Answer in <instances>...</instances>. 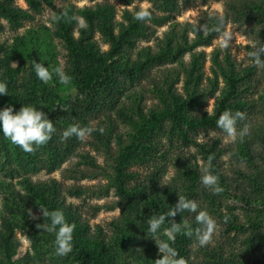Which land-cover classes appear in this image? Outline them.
I'll use <instances>...</instances> for the list:
<instances>
[{"label": "rangeland", "instance_id": "rangeland-1", "mask_svg": "<svg viewBox=\"0 0 264 264\" xmlns=\"http://www.w3.org/2000/svg\"><path fill=\"white\" fill-rule=\"evenodd\" d=\"M16 3L28 7L25 0ZM55 4L82 18L85 8L113 5L116 33L122 24L136 20V12L147 10L150 21L136 20L139 32L130 36L122 52L131 59L144 52L166 54L141 69L112 68L104 85L90 94L94 97L90 101L89 96L75 93L74 62L58 24L50 20L55 14L53 9L45 5L17 26L1 19L0 82L7 83V69L17 66L21 69L17 88L25 93L23 84L32 75L31 55L35 54L40 63H50V71L62 67L72 77L62 96L65 115L73 124L104 131L110 127L112 135L108 149L99 138L100 132L94 131L84 141L75 136L69 138L62 151L50 149L47 143L29 154L0 131V239L11 227V240L18 248L17 260L11 262L0 244V264H79L74 250L68 256H56L54 234L36 227L49 222L40 210L47 207L30 191L28 182L44 183L55 190L66 213L85 226L86 237L110 244L111 264H154L160 258L147 220L166 212L167 205L174 206L178 195L198 201L217 221L210 246L200 247L195 237L186 236L188 264H264V70L254 67L248 57L253 44L264 45V0H55ZM223 14L227 16L225 26L210 43H204L206 34L198 30L199 26ZM79 28H75L76 37L80 35ZM225 34L230 37L227 48L222 47ZM90 41L99 53L109 49V42L100 31H95ZM196 56L201 64L202 98L188 113H213L223 98L241 100L240 111L245 113V120L238 121L237 129L247 124L250 135L233 142L217 126L178 128L170 119L164 120L161 128L150 135L148 159L129 167V186L136 189L137 205L136 212L129 211V216L140 233L134 251L121 252L115 241V222L122 221L126 204L114 183V158L120 144L129 140L138 109L144 113L160 109V89L167 91L170 87L183 93L187 69ZM230 71L241 80L228 95ZM55 76L49 84L54 85ZM9 95L10 92L0 95V108L6 107ZM23 105L44 112V107L38 108L32 99L25 98ZM245 141L252 162L237 155ZM209 147L216 154L221 174L219 183L224 190L219 195L200 181L202 168L208 163ZM29 209L35 219L29 216ZM175 219L198 227L193 213L178 214ZM163 227H168L167 222ZM162 232L163 229L160 238L167 239Z\"/></svg>", "mask_w": 264, "mask_h": 264}, {"label": "trees", "instance_id": "trees-1", "mask_svg": "<svg viewBox=\"0 0 264 264\" xmlns=\"http://www.w3.org/2000/svg\"><path fill=\"white\" fill-rule=\"evenodd\" d=\"M28 7L23 8L16 3V0H0V27H2L1 19H6L14 26L19 25L22 20L32 18L35 12H39L46 5L53 9L55 14H59L62 10L58 9L55 0H25ZM207 1V0H203ZM70 15L74 12L67 9ZM84 19L87 22L86 28H79L80 35L75 36V22L57 23L60 31L59 34L64 39L66 46L74 62V71L76 74V88L75 93H81L89 96L90 101H94L91 93H96L108 78L112 68H125V69H141L156 59H161L166 52H159L150 54L144 52L138 58L131 59V57L123 54V45L129 41L132 34L139 32L138 21H131L127 25L122 24V27L116 33L114 31L113 19L115 16L113 5L103 4L98 5L96 8H85L82 10ZM76 15V14H74ZM226 21V14L222 15ZM217 20L214 19L210 25H215ZM95 31H100L106 36L109 42V49L105 53H99L95 49L93 42L90 41ZM218 35L217 32H211L203 37L204 43H210L211 40ZM118 57V59H115ZM198 57L196 56L190 67L187 69L186 78L183 83V93L180 91H173L170 87L160 89V100L163 103L160 109H151L149 113H144L138 109V118L133 122V131L129 140L121 143L116 157L114 158V183L118 194L125 201V209L122 215V221L115 222L117 234L115 236L116 244L121 252H133L134 244L139 241V228L134 220L129 216V211L136 212L137 205L135 203L134 186H129V181L132 178V173L129 167L134 164L148 159L150 154V135L156 129H160L163 121L170 119L173 126L181 128L185 125L191 129L208 128L210 126H217L216 121L219 115L224 110H241L243 101L236 100L231 102L228 98H223L218 102V107L215 112H203L201 115L194 116L189 114L196 104L202 98V91L199 89L200 82V65L198 64ZM39 62L38 56L31 55V64ZM46 67L50 68V63L47 61L43 63ZM32 75L23 84L25 93L17 88V75L21 69L19 67L7 70L9 81L7 82L8 91L10 92L7 106H12L14 111L18 110L19 106L22 107L24 99H32L34 104L39 107H44V112L48 118L53 122L56 132L52 135L49 143L50 149L64 150L65 140H62V134L65 126L73 125L70 117L65 115V85L59 82V78L55 76L53 81L54 85L43 83L40 81L32 67ZM229 79L228 95L235 87V84L241 80L239 76L235 75L233 71L227 74ZM71 108H69L70 111ZM3 110V108H0ZM18 112V111H17ZM79 113V112H78ZM77 113V114H78ZM80 114V113H79ZM78 114V115H79ZM101 142L105 148L108 149L109 141L112 135V130L109 127L103 134H99ZM209 156L212 155L211 170L213 173L221 176L216 163V154L213 149L209 147ZM237 155L244 158L248 162H252L253 157L248 149V143L243 142ZM28 188L33 194L42 202L49 211L62 209L64 211L68 223H75L76 227L73 232V250L79 264H111L110 261L113 247L105 241L91 239L84 235L85 226L72 218L66 213L62 203L55 195V190H50L47 184L44 183H31L28 182ZM171 205H167V211ZM125 218V220H124ZM12 228L9 227L8 232H3L0 239L4 251L11 262L17 260L18 248L17 245L11 240ZM186 236L177 234L173 247L179 252L180 256L188 258L185 252Z\"/></svg>", "mask_w": 264, "mask_h": 264}, {"label": "clouds", "instance_id": "clouds-1", "mask_svg": "<svg viewBox=\"0 0 264 264\" xmlns=\"http://www.w3.org/2000/svg\"><path fill=\"white\" fill-rule=\"evenodd\" d=\"M134 19L145 22L150 21L151 13L147 10L141 9L135 13ZM212 19V18H210ZM217 23L210 25L204 23L199 26V31L204 34L211 32L220 33L225 26L223 16L215 17ZM52 23L75 22L80 28H86L87 22L84 18L70 15L67 9L62 10L59 14H53L50 18ZM230 37L226 34L223 36L222 47L229 46ZM252 50L248 52V57L252 61L254 67L264 70V45L253 44ZM34 71L37 78L43 83L47 84L53 80L55 74L59 78L62 85H69L72 77L68 75L62 67H57L54 71H50L44 64L35 62ZM8 86L5 82H0V95H8ZM245 120V113L237 110L233 113L231 110H224L218 117L216 124L228 138L233 142L239 138L241 141L246 136L250 135V128L247 124L238 131V121ZM0 131L3 136L8 139L13 145L20 147L25 153H35L39 147L46 145L56 132L53 122L48 118L47 114L41 109H37L32 105H23L18 112L14 113L12 106H7L0 110ZM94 131H99L103 134V128H93L91 126L81 127L79 124H73L63 131L62 140H68L75 136L77 139L84 141ZM213 156L208 157V163L202 168V175L200 181L202 185L209 189L214 195H219L223 192V188L219 183V176L211 171V161ZM178 201L168 211L159 215H152L148 220V232L153 237L155 244L160 253V258L154 261V264H188V260L179 255L176 248L173 247L177 234H183L189 238L195 237L200 247H207L213 244V237L217 230V221L206 210L200 207L198 201L188 199L185 196L178 195ZM43 218L48 219V223L37 224L38 229L54 234V254L56 256L65 257L73 251V232L75 230V223H68L62 209L49 211L47 208L40 207ZM185 212L195 214V223L198 227L193 226L182 220L177 222L175 217ZM29 216L33 219L31 209H29ZM167 222L168 227H163ZM162 235L167 239H161Z\"/></svg>", "mask_w": 264, "mask_h": 264}]
</instances>
